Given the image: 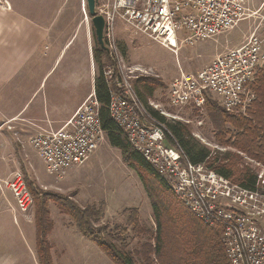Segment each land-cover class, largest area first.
<instances>
[{"label":"built area","instance_id":"obj_1","mask_svg":"<svg viewBox=\"0 0 264 264\" xmlns=\"http://www.w3.org/2000/svg\"><path fill=\"white\" fill-rule=\"evenodd\" d=\"M251 0H109L96 7L104 20L103 40L113 63L103 76L110 88L108 111L174 195L206 226H219L221 243L230 264H264V175L256 174V189L243 188L223 176L194 165L178 147L167 145L166 127L151 112L185 123L177 113L149 101L145 106L133 81L148 72L125 66L116 47V23L176 54L181 47L213 39L250 17ZM259 23L240 46L216 55L195 74L181 73L165 89L166 106L205 115L207 99H215L230 114H245L255 95L250 89L264 66V0ZM263 34V33H262ZM201 121V122H200ZM187 123V122H186ZM99 104L92 93L74 115L54 132H37L30 141L48 175L61 179L82 165L104 142ZM198 137V136H196ZM264 168V167H263ZM5 182L18 210L26 214L31 196L15 172Z\"/></svg>","mask_w":264,"mask_h":264},{"label":"rangeland","instance_id":"obj_2","mask_svg":"<svg viewBox=\"0 0 264 264\" xmlns=\"http://www.w3.org/2000/svg\"><path fill=\"white\" fill-rule=\"evenodd\" d=\"M108 1L96 0V7ZM262 2L263 0H251L247 4L250 17L240 21L232 30L219 34L213 39L196 43L193 46L181 47L176 54L141 35L134 34L125 25L123 26L128 31L127 33L123 32L122 29L118 30V28H122L121 24L123 23H119V21L116 23V47L124 65L139 66L142 70L148 72L142 77H155L163 84V88L157 90L148 102L160 103L168 111L177 113L180 118L187 122H185L186 124L190 125L194 138L208 146L213 152L235 151L218 145L214 140L213 128L207 117L206 110L205 115L201 118V125H198L197 120L199 119H197L194 112L187 109L174 112L169 109L165 102V89L181 73L195 74L207 66L216 55L243 44L245 38L260 21L263 11L258 10ZM69 4L72 8L70 9L71 14L69 13L68 21L70 23L73 20L75 30L72 46L73 59L71 61L69 59L68 62L64 61L57 71L54 69L45 78L43 74L44 80L39 92L42 91L36 100L38 102L40 97L44 99L48 97L50 99L56 95L64 97V100L60 99L55 103L59 108H50L48 110L50 114L68 112L73 103H75L76 112L80 105L93 93L95 66L92 59L94 40L91 20L87 14L85 0H70ZM261 35L264 37V31H261ZM42 62L44 64V73H46L45 64L48 61ZM68 63L69 68L71 64L74 70V88H72V83H70L72 79H69V84H67L66 80L63 83L60 76L62 67L64 66L66 70ZM110 65L111 62L106 67ZM67 87L69 88L65 89ZM62 89L65 91L63 94ZM3 92H0V105L4 103ZM29 94L30 92L24 91L22 96L20 95L19 102L26 103L30 97ZM214 101L219 106L215 99ZM50 103L52 104V102ZM28 104H31V101ZM29 112L30 110L27 114ZM43 113L44 111L40 110V114ZM36 133L37 130H23L19 125L4 123V119H0V169L4 172V174H1L2 171H0V175L3 176V178H0V186L7 190L5 182L11 179L12 174L15 172L22 176L23 182L31 196V205L25 214L27 230L30 236L33 234L32 230H35L34 216L38 211V206L36 208L26 182L31 183V188L39 192L41 196H44V200L47 202V220L51 224L47 240L50 245L52 264L113 263L98 246L84 238L77 231L72 221L62 214L54 203L50 200L47 201L46 197L55 200L59 198L72 200L81 209L84 207L100 209L103 214L100 225L104 227V234L119 230V235L127 239L130 250L136 249L138 242L139 244L143 243L144 238L138 239L131 232L128 217L130 215L129 212L136 211L140 224L152 229L154 225L150 203L135 171L123 163L120 152L117 149L108 145L106 135L104 134V142L98 146L88 160L78 167L68 169L63 177L58 179L46 173L44 164L29 143L31 137ZM237 154L242 158L244 166L249 167L255 174L261 173L264 175L263 164L250 159L242 153L237 152ZM35 173L41 178H38ZM2 221H0L1 238L3 234H6L11 240L19 241L18 244L22 245L23 221H12L6 216L5 220ZM19 258L21 264H35L36 262L38 264L36 252L31 253L29 247L26 252L21 249Z\"/></svg>","mask_w":264,"mask_h":264},{"label":"trees","instance_id":"obj_3","mask_svg":"<svg viewBox=\"0 0 264 264\" xmlns=\"http://www.w3.org/2000/svg\"><path fill=\"white\" fill-rule=\"evenodd\" d=\"M87 10V9H86ZM92 59L95 66L93 93L99 104V118L110 147L120 152L123 163L134 170L151 206L154 227L148 229L139 222L137 212H129L131 232L144 238L134 250L129 249L127 239L119 230L104 234L100 225L103 214L100 209H81L74 201L46 197L66 215L77 231L89 242L98 246L113 264H230L221 243L219 226L204 225L173 193L171 188L129 144L123 130L111 119L108 111L110 88L103 76L104 68L112 60L107 51L96 41ZM140 101L147 106L148 100L163 84L155 77L144 76L133 81ZM250 89L255 95L250 107L242 114H230L221 109L213 99H207L205 110L213 128V138L220 146L235 152H213L194 138L189 124L167 120L151 112L166 127L167 145L178 147L194 165L207 169L243 188L256 189V174L242 164V153L264 165V66L257 72ZM27 187L38 211L35 221V252L38 264H52L50 245L47 240L51 224L47 220L46 200L39 192ZM55 197V196H53Z\"/></svg>","mask_w":264,"mask_h":264},{"label":"crops","instance_id":"obj_4","mask_svg":"<svg viewBox=\"0 0 264 264\" xmlns=\"http://www.w3.org/2000/svg\"><path fill=\"white\" fill-rule=\"evenodd\" d=\"M69 2L70 0H0V92L4 91L0 119H4V123L19 125L23 130L54 132L75 113L73 103L68 112L50 114L48 110L59 108L55 103L60 99L64 100L60 95L50 99L40 97L36 102L42 91L39 92L44 78L54 69L57 71L64 61L73 59L75 30L73 20L70 21L71 24L68 21L72 8ZM121 25L122 28L118 30L122 29L127 33L126 28ZM42 61H48L45 64L46 73ZM64 68L63 66L60 75L62 81L65 83L66 80L69 84V79H72L70 83L74 88L73 67L70 64L69 68L68 63L66 70ZM24 91L30 92V97L26 103H20ZM61 91L62 94L65 92L63 89ZM30 101L31 104H28ZM40 110L44 113L40 114ZM2 173L4 174L3 171ZM0 178L3 176L0 175ZM0 203L1 222L6 216L12 221L21 220L24 223L22 245L6 234L1 238L0 232V264H21V249L26 252L29 247L31 253L36 250L35 230H32L31 236L28 234L25 214L18 210L11 193L2 186Z\"/></svg>","mask_w":264,"mask_h":264},{"label":"water","instance_id":"obj_5","mask_svg":"<svg viewBox=\"0 0 264 264\" xmlns=\"http://www.w3.org/2000/svg\"><path fill=\"white\" fill-rule=\"evenodd\" d=\"M87 14L91 20V26L94 30L95 38L97 44L107 51L103 40V28H104V20L102 16L98 15L96 12V0H85Z\"/></svg>","mask_w":264,"mask_h":264}]
</instances>
